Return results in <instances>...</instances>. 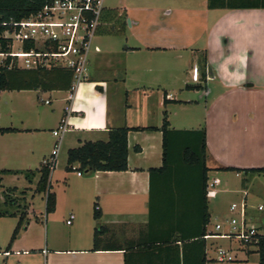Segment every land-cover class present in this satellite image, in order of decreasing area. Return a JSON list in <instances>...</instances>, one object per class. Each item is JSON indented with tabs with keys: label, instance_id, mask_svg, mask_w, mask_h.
<instances>
[{
	"label": "crops",
	"instance_id": "0c3cea01",
	"mask_svg": "<svg viewBox=\"0 0 264 264\" xmlns=\"http://www.w3.org/2000/svg\"><path fill=\"white\" fill-rule=\"evenodd\" d=\"M223 2L258 6L211 8L208 0H103L102 24L91 42L85 81L71 93L0 90L15 99L8 122L1 120L0 110V127L15 129L0 133V169L17 171L1 174L0 181L12 183L5 182V176L20 174L24 180L21 187L1 183L3 189H35L37 169L53 147L52 129L61 120L68 127L49 174L55 208L45 214V199L42 211L25 194L27 224L9 249L5 247L17 215L0 217V232L5 231L1 239L6 241L4 248L0 243V264H196L203 248L205 264H227L212 262L217 238L228 240L231 261H248L253 251L249 247H231L234 238L206 235L215 232L212 218L238 216L243 196L247 222L255 219L247 189L264 172L226 168L264 166V0ZM196 84L200 87L187 86ZM42 93L55 112L48 126L40 124L36 113ZM163 111L171 129H204L206 178H219L214 197L203 194L199 169L180 158L183 147H195L194 133L178 135L181 144L170 137L166 166L156 170L163 162ZM118 126L128 127L127 169L78 170L77 163L67 168V149L106 140L107 130ZM46 129L51 139L40 145L37 136ZM28 169L35 171L30 180L23 174ZM219 192L232 194V200L212 210L210 199H217ZM203 201L209 221L198 238ZM231 203L237 208L231 210ZM70 214L73 218L66 223ZM59 218L69 225L67 233L57 230ZM97 226L102 232L95 244Z\"/></svg>",
	"mask_w": 264,
	"mask_h": 264
},
{
	"label": "trees",
	"instance_id": "16d2710c",
	"mask_svg": "<svg viewBox=\"0 0 264 264\" xmlns=\"http://www.w3.org/2000/svg\"><path fill=\"white\" fill-rule=\"evenodd\" d=\"M43 0H0V33L5 28H10L5 24L9 21L18 20L28 14L37 11L42 5ZM209 7H253L258 5H233L225 4L223 0H208ZM264 7V5H262ZM7 40L0 37V49H7ZM72 84V72L70 69L62 67H52L49 69H22V68H7L5 65H0V90H20V89H41V90H54L65 89L70 90ZM191 87H200L199 84L187 85ZM167 99L164 98V102ZM15 129L12 127H0V133L12 132ZM162 133V166L157 171H161L166 166L167 151L170 137H174L171 140L178 144L183 141L178 138V135L183 133H194L196 138V145L194 148L186 145L180 150V158L188 165L194 166L199 169V181L204 188L206 187V171L207 168L204 165V151H205V132L204 129L196 130H176L169 128V123L166 116V111H163L162 122L160 125ZM127 131L128 127L118 126L111 127L107 130L106 140L84 141L81 145L73 148H69L66 151V163L67 168H71L73 163L78 164V170L86 169L89 171H120L127 169ZM137 149V147H135ZM227 170H238L244 173L247 172H264V166L253 168L234 169L227 167ZM154 169H151L152 172ZM33 170L23 171L24 176L30 180L34 175ZM39 178L35 186V192L44 193L45 199V214L52 212L55 208V195L50 191L49 174L50 170L45 164H41L39 169ZM4 173H17L9 169H0V175ZM1 179V178H0ZM27 188L19 190L15 186L5 187L0 192V217L4 216H16L17 221L11 231L9 241L6 245V249L10 248L11 243L17 237L19 232L27 224L26 210L28 205L25 200V194ZM95 206L94 218L99 217V212ZM199 213L201 217V230L198 234L202 236L205 232V225L209 221V214L207 211V204L205 201L199 206ZM102 232V227L97 226L94 228L93 241L96 244L97 235ZM198 243L204 246L201 240H197ZM202 246V248H203ZM256 252L258 253L259 264H264V234L258 238L255 244ZM207 259L205 258L204 248L202 250V256L196 262V264H205Z\"/></svg>",
	"mask_w": 264,
	"mask_h": 264
},
{
	"label": "built area",
	"instance_id": "2783aa9c",
	"mask_svg": "<svg viewBox=\"0 0 264 264\" xmlns=\"http://www.w3.org/2000/svg\"><path fill=\"white\" fill-rule=\"evenodd\" d=\"M103 0H43L40 8L18 20L9 21L0 37L7 40V49H0V65L7 68L22 69H49L62 67L72 72L73 88L88 77V60L92 39L98 27L102 24ZM48 104L49 100L44 99ZM67 124L61 120L52 129L54 137L53 147L47 157L43 159L51 171L55 166L57 152ZM80 175V172H77ZM219 178H212L206 182L205 194L207 197L216 195L215 187ZM245 194V193H244ZM243 196L237 209L238 216L226 219L227 226L215 223V232L206 236L234 238L242 245H254L264 234L245 218L246 201ZM259 204L257 210H262ZM237 208L231 203L230 209ZM73 215L70 214L66 223H70ZM214 259L216 262L231 261L233 256L223 247H215Z\"/></svg>",
	"mask_w": 264,
	"mask_h": 264
},
{
	"label": "rangeland",
	"instance_id": "374dc122",
	"mask_svg": "<svg viewBox=\"0 0 264 264\" xmlns=\"http://www.w3.org/2000/svg\"><path fill=\"white\" fill-rule=\"evenodd\" d=\"M200 57V54H199ZM46 96V94L42 93L39 95L38 97V103H37V116L41 119L39 120L40 124H43V126H48L51 124V120L52 118H54L55 116V112L52 110L53 108V103L50 104H45L43 102L44 97ZM14 96H10L8 94V92L6 91H2L0 94V110L2 113V117L1 120L3 122H8L9 120V110H12L11 105H14ZM189 113L191 111H188ZM12 113V112H11ZM180 113V112H179ZM181 114V113H180ZM179 114V115H180ZM7 120V121H6ZM47 133H50V130L46 129V132H41L38 134L37 136V140L38 143L41 145L45 144L47 141L49 142V135ZM31 164H35V163H31ZM34 166H38V165H32L31 168H34ZM212 176V174H211ZM5 182H12V183H4L3 180L2 182L0 181V184L4 183V184H12V185H17V186H23V176L22 174L20 175H16L15 177L12 175H7L4 178ZM3 189V186H0V189ZM219 188V187H216ZM248 196H247V203L248 205L251 207V211L252 214L254 215L253 221L251 223H253L254 225L258 226L259 229H263L264 228V216L261 220H259V216L264 213V210H257V206L259 204L264 206V176L261 177L259 176L258 178H256L255 180H253L250 184H248ZM31 194H34L33 197L31 196ZM233 195L228 193V192H219L218 194V198L217 199H210V208L212 210H215L216 207L218 206H222L223 208L226 207V205L232 200ZM26 199L28 201H32V206L36 209V208H40V210L43 211V207H44V196L43 193L41 192H35L34 189L31 190H27L26 193ZM235 199L238 201V197H235ZM44 219V218H43ZM59 220V221H58ZM57 223H55L56 228L58 231L60 232H68L69 229V225L65 224L64 222V218L62 219H58ZM212 225L215 223H219L222 225L223 228H225L227 226V223L224 221V219H221L219 217H214L212 218ZM3 234H5L4 229H1L0 232V243L3 244L1 245L2 248H4V245L6 244V241L3 242V240L1 239V236H3ZM228 243L227 239H215L214 240V250H215V246L218 247V245H222L223 248H227L226 245ZM238 240L237 239H232L231 240V247L233 246H238ZM241 243H239L240 245ZM242 246V244L240 245ZM247 247H249V249H252L253 251H251L249 253V256H247L248 261L247 262H242V261H228L227 264H259L258 262V256L257 253L254 251L255 246L250 244L247 245ZM213 249V248H212ZM211 255H215V251L211 250L210 252ZM241 253H238V256H241ZM212 262H216L215 259L212 260Z\"/></svg>",
	"mask_w": 264,
	"mask_h": 264
},
{
	"label": "water",
	"instance_id": "95a60500",
	"mask_svg": "<svg viewBox=\"0 0 264 264\" xmlns=\"http://www.w3.org/2000/svg\"><path fill=\"white\" fill-rule=\"evenodd\" d=\"M208 71H209V67H208Z\"/></svg>",
	"mask_w": 264,
	"mask_h": 264
}]
</instances>
